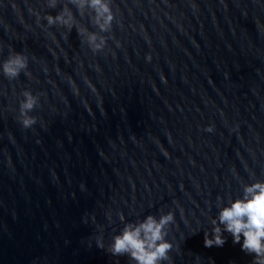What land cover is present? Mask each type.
<instances>
[{
	"label": "water",
	"instance_id": "95a60500",
	"mask_svg": "<svg viewBox=\"0 0 264 264\" xmlns=\"http://www.w3.org/2000/svg\"><path fill=\"white\" fill-rule=\"evenodd\" d=\"M50 2L0 0V68L29 58L0 70V264H137L109 246L170 212L162 264H252L243 237L205 234L264 182V0H110L103 32L93 9ZM68 10L71 30L47 25Z\"/></svg>",
	"mask_w": 264,
	"mask_h": 264
},
{
	"label": "clouds",
	"instance_id": "9594fccd",
	"mask_svg": "<svg viewBox=\"0 0 264 264\" xmlns=\"http://www.w3.org/2000/svg\"><path fill=\"white\" fill-rule=\"evenodd\" d=\"M77 9L89 7L94 10L96 22L101 31H107L111 26L114 14L110 8V0H70ZM50 7H55V0H51ZM47 25L52 26L60 23L68 27L69 30L75 25V17L71 10L61 12L57 15H47L44 17ZM82 35L83 30L78 29ZM88 43L94 52H99L103 48V41L97 43V37L92 34L88 38ZM151 60V56L148 57ZM29 66V58L22 52H14L2 64V73L9 79L15 80ZM30 74V73H28ZM24 100L20 104V122L24 128H30L37 123V118L30 115L39 102V96L31 91L23 92ZM213 126H208L206 131L212 132ZM243 199L235 200L230 207L221 210L219 221L213 220L217 226L210 233L205 234V246H223L226 238L223 233L226 231L233 237V243H243L242 251L247 254H254L252 264H264V182H256L245 186ZM175 214L170 212L157 220L149 215L145 221L138 226L127 225L121 235H117L114 242L109 246L108 251L116 256L130 255L137 264H162L168 260L169 251L173 245L166 240L164 226L174 222ZM225 225L221 229L218 225ZM99 246L104 247L103 240L99 241Z\"/></svg>",
	"mask_w": 264,
	"mask_h": 264
}]
</instances>
